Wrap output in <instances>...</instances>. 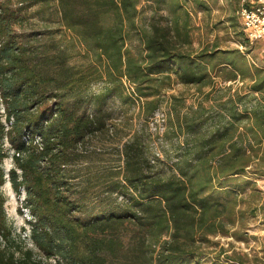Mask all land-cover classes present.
Returning <instances> with one entry per match:
<instances>
[{
  "label": "trees",
  "instance_id": "1",
  "mask_svg": "<svg viewBox=\"0 0 264 264\" xmlns=\"http://www.w3.org/2000/svg\"><path fill=\"white\" fill-rule=\"evenodd\" d=\"M189 1L0 0V185L25 191L38 250L13 233L0 188V264H204L215 236L246 238L264 210V70L238 47L196 49ZM219 78L250 83L205 103ZM174 83L203 99L165 98ZM166 99L160 134L149 120Z\"/></svg>",
  "mask_w": 264,
  "mask_h": 264
},
{
  "label": "rangeland",
  "instance_id": "2",
  "mask_svg": "<svg viewBox=\"0 0 264 264\" xmlns=\"http://www.w3.org/2000/svg\"><path fill=\"white\" fill-rule=\"evenodd\" d=\"M205 2L208 6L207 8L199 6L192 0L187 3V7L193 16L191 36L194 47L200 49L204 46H211L213 44H217L221 48L238 47L245 53L248 59L253 57L260 60L261 55L264 52V42H252L247 38L243 29L241 17L238 13L240 0H205ZM23 30L24 29L22 28H18L17 31L22 32ZM217 81L218 90L212 95L211 99L205 100V103L207 104L215 102L216 96L223 94V91H227V89L234 92L237 88H241L245 91L248 89L247 85L250 83V80H245L243 84L229 83L220 78L217 79ZM102 86L103 84L100 83L93 87L94 89L99 90ZM207 89H209V86L206 87V90ZM171 94L183 96L185 98L186 107L191 105L197 106L199 101L203 99L202 94L198 92L194 85L186 86L182 83H174L172 88L166 91L165 98H170ZM116 101L117 100H113L112 102ZM239 106L243 108L242 102H239ZM186 107L184 109H186ZM160 109V118H163V113L164 118H166L165 124H163V127L166 129L168 125V115L171 110L170 101L167 99L164 100ZM160 122H162V119ZM183 137L184 135H182L180 139ZM3 166L6 171L12 166V159L10 156L4 158ZM257 183L262 190L264 203V175L257 176ZM0 188L6 196L5 208L13 233H21L25 245L33 247L34 250L38 251L29 235V219L33 215L27 207L22 206L25 191L17 193L9 180H6L4 184L0 185ZM75 214L79 218H85L87 215L84 210L77 211ZM247 223L245 239H239L232 236H215L214 240L218 243L209 247L212 252L204 257L203 263L216 264L218 259L215 258V252L218 251L221 246L231 248L232 245L235 246L237 250L246 252L250 258L258 256L264 260V210L259 209L256 215L248 218ZM20 243L21 242L19 241V244ZM3 247H6L4 242L0 244V248ZM222 258L224 257L222 256ZM46 264L56 263L54 260H48L46 261Z\"/></svg>",
  "mask_w": 264,
  "mask_h": 264
},
{
  "label": "built area",
  "instance_id": "3",
  "mask_svg": "<svg viewBox=\"0 0 264 264\" xmlns=\"http://www.w3.org/2000/svg\"><path fill=\"white\" fill-rule=\"evenodd\" d=\"M238 13L241 17L243 29L245 31L247 38L252 42H258V41L264 42V0H240ZM249 60L252 64L260 66L264 70V52L261 55L260 60H257L253 57L249 58ZM125 82L129 90H134L133 84L128 82L126 79ZM228 82L243 84V81L240 79L236 81H228ZM256 94L258 95V92H256ZM0 112L3 114L2 119L5 122L7 129L12 121L11 120L9 122L7 121L5 115V108L3 104L1 105ZM159 114H161L160 108L156 109L154 114L150 117L149 126L152 131H156L162 134L165 130L163 124H165L166 118H164V113H163V118H160ZM161 119L162 122H160ZM4 144L7 147L10 146L7 137H5ZM50 260H54L55 263L57 264L56 258H50Z\"/></svg>",
  "mask_w": 264,
  "mask_h": 264
}]
</instances>
